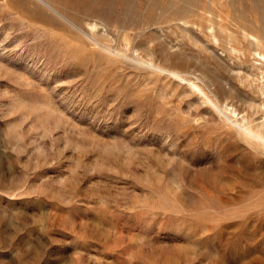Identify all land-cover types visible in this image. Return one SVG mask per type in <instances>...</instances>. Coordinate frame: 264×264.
Returning a JSON list of instances; mask_svg holds the SVG:
<instances>
[{
	"label": "rangeland",
	"instance_id": "rangeland-1",
	"mask_svg": "<svg viewBox=\"0 0 264 264\" xmlns=\"http://www.w3.org/2000/svg\"><path fill=\"white\" fill-rule=\"evenodd\" d=\"M46 1L0 0V264H264V0Z\"/></svg>",
	"mask_w": 264,
	"mask_h": 264
},
{
	"label": "bare ground",
	"instance_id": "bare-ground-1",
	"mask_svg": "<svg viewBox=\"0 0 264 264\" xmlns=\"http://www.w3.org/2000/svg\"><path fill=\"white\" fill-rule=\"evenodd\" d=\"M37 1L49 6L48 2L46 0H37ZM94 40H96V39H93V41ZM258 43H259V41H258ZM257 55H259L260 57H262L264 59V54L257 52ZM255 56H256V54H255ZM173 74H176V73L173 72ZM236 127H237L238 132H240L245 138L249 139L250 141H252V142H254V143H256L262 147H264V125L263 124L256 126V125H253L252 123H247V121L245 123V121H244V122H240V123L237 122Z\"/></svg>",
	"mask_w": 264,
	"mask_h": 264
}]
</instances>
